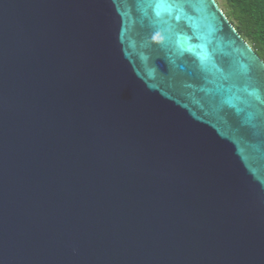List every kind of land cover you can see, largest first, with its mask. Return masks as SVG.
Masks as SVG:
<instances>
[{"label":"water","instance_id":"obj_1","mask_svg":"<svg viewBox=\"0 0 264 264\" xmlns=\"http://www.w3.org/2000/svg\"><path fill=\"white\" fill-rule=\"evenodd\" d=\"M168 4L0 0V264H264V62Z\"/></svg>","mask_w":264,"mask_h":264},{"label":"trees","instance_id":"obj_2","mask_svg":"<svg viewBox=\"0 0 264 264\" xmlns=\"http://www.w3.org/2000/svg\"><path fill=\"white\" fill-rule=\"evenodd\" d=\"M228 22L264 62V0H224L220 5Z\"/></svg>","mask_w":264,"mask_h":264},{"label":"snow or ice","instance_id":"obj_3","mask_svg":"<svg viewBox=\"0 0 264 264\" xmlns=\"http://www.w3.org/2000/svg\"><path fill=\"white\" fill-rule=\"evenodd\" d=\"M166 4H168V0H157V8H161V7H163L164 5H166ZM168 6L169 7H171V5L170 4H168ZM160 15V12L158 11L157 12V16H159ZM177 19H178V17H177ZM157 35H158V33H157ZM163 43V41H161V44Z\"/></svg>","mask_w":264,"mask_h":264},{"label":"rangeland","instance_id":"obj_4","mask_svg":"<svg viewBox=\"0 0 264 264\" xmlns=\"http://www.w3.org/2000/svg\"><path fill=\"white\" fill-rule=\"evenodd\" d=\"M217 2H218L220 5H222L223 2H224V0H217Z\"/></svg>","mask_w":264,"mask_h":264},{"label":"clouds","instance_id":"obj_5","mask_svg":"<svg viewBox=\"0 0 264 264\" xmlns=\"http://www.w3.org/2000/svg\"><path fill=\"white\" fill-rule=\"evenodd\" d=\"M217 4V3H216Z\"/></svg>","mask_w":264,"mask_h":264},{"label":"flooded vegetation","instance_id":"obj_6","mask_svg":"<svg viewBox=\"0 0 264 264\" xmlns=\"http://www.w3.org/2000/svg\"><path fill=\"white\" fill-rule=\"evenodd\" d=\"M222 11V10H221Z\"/></svg>","mask_w":264,"mask_h":264}]
</instances>
